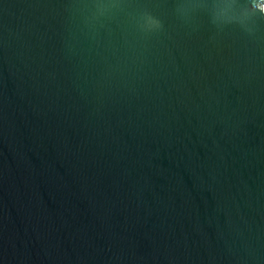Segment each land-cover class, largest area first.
<instances>
[{
	"label": "water",
	"instance_id": "water-1",
	"mask_svg": "<svg viewBox=\"0 0 264 264\" xmlns=\"http://www.w3.org/2000/svg\"><path fill=\"white\" fill-rule=\"evenodd\" d=\"M0 264H264V0H0Z\"/></svg>",
	"mask_w": 264,
	"mask_h": 264
}]
</instances>
